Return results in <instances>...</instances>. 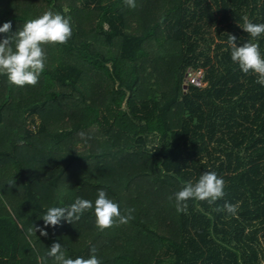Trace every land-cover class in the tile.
I'll use <instances>...</instances> for the list:
<instances>
[{
    "label": "trees",
    "instance_id": "obj_1",
    "mask_svg": "<svg viewBox=\"0 0 264 264\" xmlns=\"http://www.w3.org/2000/svg\"><path fill=\"white\" fill-rule=\"evenodd\" d=\"M135 2L0 0L12 32L47 10L72 27L65 44L42 46L35 86L0 75V264H39L53 242L73 259L94 246L101 264H264V86L228 44L251 39L240 26L264 23V0ZM256 42L264 57V34ZM198 68L203 86L186 81ZM207 170L224 197L178 213L181 182ZM98 189L133 218L101 231L89 209L33 230L48 208L94 203Z\"/></svg>",
    "mask_w": 264,
    "mask_h": 264
},
{
    "label": "clouds",
    "instance_id": "obj_2",
    "mask_svg": "<svg viewBox=\"0 0 264 264\" xmlns=\"http://www.w3.org/2000/svg\"><path fill=\"white\" fill-rule=\"evenodd\" d=\"M130 8L136 7L135 0H124ZM240 26V25H239ZM249 34L250 40L237 45L238 37L229 34L228 44L231 49V60L238 64L239 69L248 74H256V83L264 86V57H262L259 44L256 42L264 34V23H253L248 17L243 18L240 26ZM0 33L6 34L0 38V75H6L9 82L15 86H35L39 76L45 69L46 54L43 45L65 44L72 36L70 17L59 12L47 10L41 15L26 20L21 29L12 32L11 21L0 26ZM182 187L174 193L175 207L178 213H187L189 199L215 203L225 195V181L218 177L214 171H204L196 182L182 181ZM14 183H10L12 185ZM172 197H170L171 199ZM237 205L225 202L222 209L228 213L236 214ZM94 209L96 226L103 231L118 224H126L131 220L134 209H125L121 214L119 205L110 199L103 189H98L97 197L93 201L76 197L74 202L67 206H56L47 209L41 218L45 227L35 226L41 236H47V226H58L61 221L73 224L78 221L84 212ZM218 211L221 209H217ZM96 248L90 249L88 258H67L61 243L53 242L46 256L39 257V264H46V257L54 258L55 264H101L96 256Z\"/></svg>",
    "mask_w": 264,
    "mask_h": 264
},
{
    "label": "built area",
    "instance_id": "obj_3",
    "mask_svg": "<svg viewBox=\"0 0 264 264\" xmlns=\"http://www.w3.org/2000/svg\"><path fill=\"white\" fill-rule=\"evenodd\" d=\"M186 81L195 86H203L205 84L203 80V69H193L186 74Z\"/></svg>",
    "mask_w": 264,
    "mask_h": 264
},
{
    "label": "rangeland",
    "instance_id": "obj_4",
    "mask_svg": "<svg viewBox=\"0 0 264 264\" xmlns=\"http://www.w3.org/2000/svg\"><path fill=\"white\" fill-rule=\"evenodd\" d=\"M135 24V23H134ZM205 37L206 38H209V40L212 38L213 41H211V44L214 42V41H217L219 40L218 36L216 35V30H215V24L212 25V26H208L207 29H206V32H205ZM201 44L204 45V42L201 41ZM29 127L33 128L34 127V124L33 123H28Z\"/></svg>",
    "mask_w": 264,
    "mask_h": 264
}]
</instances>
